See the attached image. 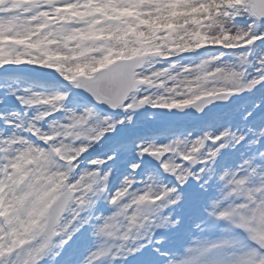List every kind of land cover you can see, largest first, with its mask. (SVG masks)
I'll use <instances>...</instances> for the list:
<instances>
[{
  "label": "snow or ice",
  "instance_id": "6c2138e0",
  "mask_svg": "<svg viewBox=\"0 0 264 264\" xmlns=\"http://www.w3.org/2000/svg\"><path fill=\"white\" fill-rule=\"evenodd\" d=\"M0 264H264V0H0Z\"/></svg>",
  "mask_w": 264,
  "mask_h": 264
}]
</instances>
